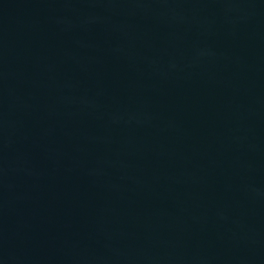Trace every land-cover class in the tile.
Returning a JSON list of instances; mask_svg holds the SVG:
<instances>
[{"label": "water", "instance_id": "95a60500", "mask_svg": "<svg viewBox=\"0 0 264 264\" xmlns=\"http://www.w3.org/2000/svg\"><path fill=\"white\" fill-rule=\"evenodd\" d=\"M0 264H264V0H0Z\"/></svg>", "mask_w": 264, "mask_h": 264}]
</instances>
